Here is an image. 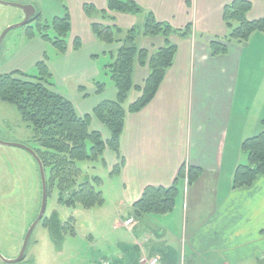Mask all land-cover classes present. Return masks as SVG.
I'll list each match as a JSON object with an SVG mask.
<instances>
[{
  "label": "crops",
  "instance_id": "crops-1",
  "mask_svg": "<svg viewBox=\"0 0 264 264\" xmlns=\"http://www.w3.org/2000/svg\"><path fill=\"white\" fill-rule=\"evenodd\" d=\"M133 1L141 8L140 14L108 13L113 23L103 22L122 31L115 34L118 40L138 30L139 23H143L142 31L150 14L175 30L189 26L191 31L187 37L173 35L167 40L140 33L144 39L138 48L150 56L170 46L177 51L154 100L141 112L126 114L120 155L115 153L111 173L119 180V208L128 213L115 229L131 232L144 222L146 236L137 244L140 260L159 257L162 264H177L175 253L170 252L175 247L181 257L178 264H263L264 176L252 187L238 190L233 189V177L238 166L248 162L243 143L264 132V34H254L247 43L233 42L226 54L214 57L211 43L227 34L223 12L234 0ZM248 1L252 3L249 19L263 18L264 0ZM101 3L100 11L107 10L108 1ZM93 23L99 22L90 20L88 30L97 41ZM116 45L109 50V71L121 43ZM150 73L148 64L136 61L134 85L143 87ZM96 74L90 81L94 82ZM135 92L136 98L126 109L141 97ZM106 101L114 100L100 103ZM182 168L198 169L200 176L192 185L188 179L180 183L174 212L136 218L133 205L144 190L171 187ZM154 230L160 234L151 242ZM122 253L115 254L117 262L125 261Z\"/></svg>",
  "mask_w": 264,
  "mask_h": 264
},
{
  "label": "rangeland",
  "instance_id": "rangeland-1",
  "mask_svg": "<svg viewBox=\"0 0 264 264\" xmlns=\"http://www.w3.org/2000/svg\"><path fill=\"white\" fill-rule=\"evenodd\" d=\"M1 1L33 6L41 18L27 26L13 29L5 36L0 48V78L15 72L37 76L38 63L45 61L52 74L51 82L56 85L57 90L71 99L78 114H91L90 130L100 131L103 139H107L109 131L95 116V110L103 100L117 99L118 89L112 80L111 70L107 68L112 60L109 50L117 45L107 44L98 36H95L98 40L93 41L88 30L90 20L113 23L110 19L104 20L102 13L100 14L103 0ZM86 6H94L96 11L89 15L85 10ZM67 16L71 22V30L65 38V53L54 45L57 32L52 28V23L55 18ZM24 19L25 14L21 9L0 4V39L6 29L22 23ZM142 24H138V30ZM77 36H81L80 40L75 39ZM143 39L138 34V47L143 46ZM76 41L79 45H75ZM99 43H102V47ZM104 51H107L106 54ZM93 73H97L93 77L94 82L89 79ZM135 98L136 92L133 90L124 107ZM0 140L24 145L35 152L41 149L34 128L22 120L16 106L1 100ZM114 156L112 150L106 149L103 156L105 161L78 165L91 177L103 180L98 188L104 193V205L92 209L81 206L70 208L65 202L60 203L61 196L57 187L52 189L51 195H48L44 218L50 217L54 212L63 221L74 217V233L65 235L64 242L57 247L42 221L30 238L25 259L18 264H102L103 260H112L119 264L122 261L117 262L119 259L115 254L120 251L125 256V264H141L137 244L142 243L146 236L144 222H140L138 228L131 232L123 227L115 229L118 222H124L128 212L121 211L118 205L119 195L116 191L119 180L116 174L111 173ZM46 176L49 179L48 170ZM68 196L69 193L64 194L65 199ZM41 205L42 179L36 159L24 149L0 145V252L4 258L13 260L19 256L25 237L39 216ZM154 231L151 242L158 240L157 236L160 234L159 231ZM170 249L172 255L175 253L174 262L180 263L179 248ZM0 264L6 263L0 259Z\"/></svg>",
  "mask_w": 264,
  "mask_h": 264
},
{
  "label": "trees",
  "instance_id": "trees-1",
  "mask_svg": "<svg viewBox=\"0 0 264 264\" xmlns=\"http://www.w3.org/2000/svg\"><path fill=\"white\" fill-rule=\"evenodd\" d=\"M107 1L108 9L100 12L104 19L112 20L110 16H106L108 13L137 15L142 12L133 0ZM85 10L89 15L96 11L93 6H86ZM251 10L252 3L248 0H234L224 8L223 21L227 34L222 41L211 43L212 56L226 54L229 44L233 42L247 43L254 34H264V17L249 19ZM40 16L38 14L36 18ZM92 27L103 42L121 43L114 64L109 66L112 80L118 89L117 99L103 102L95 110V116L109 131L107 139H103L100 131H91L90 117H80L73 102L55 89L45 61L38 63L37 76L15 72L0 78V100L16 106L22 120L37 132L41 149L36 150V153L45 170L49 171L48 195L50 196L51 190L57 187L61 196L60 203L65 202L68 207L74 209L77 206L92 209L104 205V193L98 188L103 182L102 179L91 177L78 165L84 162H99L103 159L106 149L120 155L126 114L141 112L154 100L176 56L175 46L164 48L155 56H150L147 51L140 50L136 45L138 34L167 40L173 35L187 37L191 31L189 26L184 31L175 30L170 25L159 23L152 14L148 15L142 31L131 30L125 38L119 40L115 35L121 34L119 29L101 23H93ZM52 28L57 32L54 45L61 52H65V38L71 30L69 17L54 19ZM43 36L48 38L46 34ZM136 61L141 66L148 64L151 70L143 87H136L133 82ZM133 90L140 92L141 97L126 109L124 104ZM242 152L247 156L248 162L236 169L233 177L234 190L250 188L264 176V132L247 139L242 145ZM199 176L198 169L182 168L171 187H147L141 199L133 205V214L136 218H142L173 213L180 195V183L188 179L189 185H192ZM67 193L69 196L65 199L64 194ZM44 219L43 225L49 229L52 242L57 247L62 245L65 235L74 233V217L63 221L59 214L54 212Z\"/></svg>",
  "mask_w": 264,
  "mask_h": 264
},
{
  "label": "water",
  "instance_id": "water-1",
  "mask_svg": "<svg viewBox=\"0 0 264 264\" xmlns=\"http://www.w3.org/2000/svg\"><path fill=\"white\" fill-rule=\"evenodd\" d=\"M0 4L1 5H5V6L19 8L25 14V19H24V21L22 23H20L18 25H15V26H12V27H9L3 33V35H2V37L0 39V48H1L2 41L5 38V36L13 29L27 26L31 22L32 19L37 17V10L33 6H24V5L11 4V3H7V2L1 1V0H0ZM0 145L21 148V149H24V150L28 151L29 153H31L33 155V157L36 159V162H37V164L39 166L41 179H42V205H41V211L39 213V216H38L37 220L33 223V225L31 226V228L29 229V231H28V233H27V235L25 237V240H24V243H23V246H22V249H21V252H20L19 256L16 259L8 260V259L4 258L3 255L0 252V259L4 263H6V264H18V263H20V262H22L24 260L25 255H26V251H27V248H28V244H29V241H30V238H31L34 230L36 229V227L43 221V219L45 217L46 208H47V201H48V181H47V176H46V171H45L44 164H43L42 160L40 159V157L37 155V153L34 150H32V149H30V148H28V147H26L24 145H20V144L4 143L1 140H0Z\"/></svg>",
  "mask_w": 264,
  "mask_h": 264
},
{
  "label": "built area",
  "instance_id": "built-area-1",
  "mask_svg": "<svg viewBox=\"0 0 264 264\" xmlns=\"http://www.w3.org/2000/svg\"><path fill=\"white\" fill-rule=\"evenodd\" d=\"M132 222L128 223L129 225ZM102 264H113L110 261H104ZM141 264H162L159 257H143L141 259Z\"/></svg>",
  "mask_w": 264,
  "mask_h": 264
},
{
  "label": "flooded vegetation",
  "instance_id": "flooded-vegetation-1",
  "mask_svg": "<svg viewBox=\"0 0 264 264\" xmlns=\"http://www.w3.org/2000/svg\"><path fill=\"white\" fill-rule=\"evenodd\" d=\"M38 13V12H37ZM39 14V13H38ZM40 15V14H39ZM40 18H41V16H40ZM40 18H34V19H32L31 20V22H33V21H35V20H39Z\"/></svg>",
  "mask_w": 264,
  "mask_h": 264
}]
</instances>
